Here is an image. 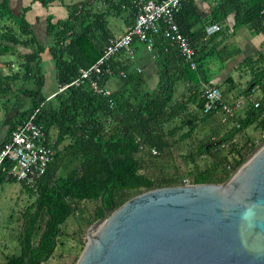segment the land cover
I'll use <instances>...</instances> for the list:
<instances>
[{
  "label": "trees",
  "instance_id": "16d2710c",
  "mask_svg": "<svg viewBox=\"0 0 264 264\" xmlns=\"http://www.w3.org/2000/svg\"><path fill=\"white\" fill-rule=\"evenodd\" d=\"M41 1L45 5L50 3V0ZM98 1L105 3L107 9L126 16L125 29L134 24L135 10L131 0ZM230 1L224 0L204 22L192 1L186 2L176 15L181 32L192 38L182 22L192 11L196 14L195 21L202 24L200 38L203 39L206 27L222 25L227 15L224 8ZM238 1L235 29L248 24L264 34V0ZM80 11L81 7L75 5L66 20L56 24L49 20V33L55 42L51 52L61 86L71 85L81 69L101 58L109 39L122 34L114 36L111 33L106 12L93 15L88 11L89 20L86 13ZM163 29L161 25L147 40L134 37L131 42L133 58L127 50H122L108 61L100 84L109 89L107 81L116 77L119 85L110 96L95 94L86 82L80 86L71 85L47 101L42 95L43 79L39 78L37 89L31 94L32 108L20 121L14 122L11 134L18 124L38 111L36 123L45 130L55 154L45 174L37 181L36 190L21 184L36 199L21 216L16 236L19 251L6 255L1 264H44L53 256L61 237L66 235L65 229L71 219L77 226L72 239L83 250L84 227L101 220L104 209L111 214L142 192L185 185L186 180L190 184L223 183L256 147L252 138L246 137L244 143L237 138L253 128L259 134L258 141H264V50L236 67L237 72L251 77L242 91L243 96L238 97L251 100L256 89H260L261 95L247 103L243 114L240 111L223 122L215 111L204 112L208 104L204 90L217 87L229 97L241 83L231 75L219 84L212 82L213 77L205 67L206 45L197 48L191 44L195 47L197 64L196 69H191L178 48L165 38ZM220 33L222 29L210 39ZM149 43H152L151 50ZM136 44L145 46L157 60L160 73L154 90L147 86L142 70L130 66L136 59ZM122 56L126 61H119L122 69H117L118 61H114ZM181 86L182 91L178 89ZM215 119L218 122H214L215 127L212 126L206 139L196 149L179 155L185 164L193 166L186 173L181 172L180 166L170 163L174 160L173 149L193 140L200 125ZM153 149L157 154H153ZM229 154L235 156L230 159ZM199 161L203 162V167ZM5 177L1 172L0 180ZM84 202H91L92 210L83 205Z\"/></svg>",
  "mask_w": 264,
  "mask_h": 264
},
{
  "label": "water",
  "instance_id": "95a60500",
  "mask_svg": "<svg viewBox=\"0 0 264 264\" xmlns=\"http://www.w3.org/2000/svg\"><path fill=\"white\" fill-rule=\"evenodd\" d=\"M76 264H264V141L223 183L160 187L104 209Z\"/></svg>",
  "mask_w": 264,
  "mask_h": 264
},
{
  "label": "crops",
  "instance_id": "0c3cea01",
  "mask_svg": "<svg viewBox=\"0 0 264 264\" xmlns=\"http://www.w3.org/2000/svg\"><path fill=\"white\" fill-rule=\"evenodd\" d=\"M92 1L50 0V3L45 5L41 0H0V149L8 141L14 122L20 121L21 116L32 108L31 94L37 89L39 78L43 79L42 95L47 101L52 100L59 92L61 85L51 52L55 42L54 37L49 33V20L53 24L66 20L71 9L73 10L75 5H79L89 20L91 14L106 12V20L114 36L125 31L126 16H121L117 11L107 9L105 3L98 0ZM189 1L195 5L203 22L209 20L213 11L224 4V0ZM239 3L238 0H232L226 5L224 10L227 11V15L220 25L222 33L213 40L210 39L211 37L205 39V33L203 39L200 38L202 24L195 21L196 14L192 11L188 12L182 20L184 27L192 36L191 39L187 36L190 43L197 48H202L204 45L208 46L205 67L213 77L212 82L215 84H219L231 75L236 67L247 58L257 57V54L264 50V34L257 32L248 24L235 29L238 17L236 5ZM82 4L86 6L85 9ZM88 11L92 13L89 14ZM135 46L136 59L134 63H130V66L134 69L140 68L145 75L147 86L150 90H154L159 81L160 73L157 60L142 44ZM39 48L42 50L40 53L38 52ZM124 60L126 61L123 56L115 59L114 62L118 61L117 69H122V64H119V61L123 62ZM236 74L242 81L240 82L241 86L248 84L244 78L250 75L235 71L234 75ZM234 75L231 76L235 78ZM107 86L111 91L118 89V79L116 77L110 78L107 81ZM178 89L182 91V86ZM242 91L240 89L235 90L229 94V97L243 96ZM238 92L240 93L237 94ZM255 94L254 91L250 97L252 101L257 99ZM243 112L242 110V114ZM14 183L18 182L0 180V196L6 195L7 201L5 202L13 203L11 185ZM24 190L26 191V189ZM11 191L12 195H10ZM20 194H23L22 191ZM32 202L33 200L30 198L27 207ZM21 221L22 217L18 219L17 228L19 231ZM14 240L17 241V239ZM5 249L6 247H0V259H3V262L5 256L10 255ZM3 262L0 261V264Z\"/></svg>",
  "mask_w": 264,
  "mask_h": 264
},
{
  "label": "built area",
  "instance_id": "2783aa9c",
  "mask_svg": "<svg viewBox=\"0 0 264 264\" xmlns=\"http://www.w3.org/2000/svg\"><path fill=\"white\" fill-rule=\"evenodd\" d=\"M186 1L189 0H163L161 2L131 0L135 10L134 24L127 27L122 34L109 39L101 58L90 67L81 69L79 76L71 85L80 86L87 82L95 94L110 96L111 90L100 84L101 77L107 72L108 61L122 50H127L133 58L132 39L138 37L140 40H147L151 33H157L160 30L161 25L164 26L165 38L171 45L178 48L190 68L196 69V51L189 38L181 32L176 21V15ZM220 29L219 24L206 27L205 39H209ZM151 47L152 43H149L148 49L151 50ZM69 86H60L59 92ZM204 95L208 101L204 112L215 111L221 115L223 122L233 118L248 103L244 97H225L222 90L217 87H206ZM37 112L35 111L28 120L19 124L13 130L10 139L0 149V173L6 174L5 180L14 179L33 190H36L37 181L45 174L55 154L47 141L45 130L36 123ZM152 152L157 154L156 149Z\"/></svg>",
  "mask_w": 264,
  "mask_h": 264
},
{
  "label": "rangeland",
  "instance_id": "374dc122",
  "mask_svg": "<svg viewBox=\"0 0 264 264\" xmlns=\"http://www.w3.org/2000/svg\"><path fill=\"white\" fill-rule=\"evenodd\" d=\"M235 71H233L231 75H234ZM234 76H235L234 78L235 81L242 82L238 77V74ZM244 79L246 82H248L250 80V76H247ZM243 85L239 88L241 91L246 87V85L244 87ZM255 92H256L255 95H257V97L261 95L260 89H256ZM239 93L240 92H238L237 94ZM250 101L251 100H247L248 104L250 103ZM214 122H218V119L213 120V122L200 125V127L198 128V130L194 135L193 140H188L175 147L173 149L174 160L170 163L180 166L181 172L183 173H186L187 170L192 169L193 166L191 164L189 165L185 164L179 155L186 154L189 151L196 149L197 145L200 144L201 141H204L208 136V134L211 133L210 130L212 126L215 127L213 125ZM258 136L259 134H257V132L253 128H249L246 130V133L243 136L238 137L237 140L242 142L247 139L246 137L252 138L256 142V147L253 149L254 151L262 143V141H258ZM253 151L251 153H253ZM251 153H248L246 155L245 161L248 159ZM229 155H230V159H232L233 156H235L233 154H229ZM199 163L202 167L204 166L202 161H199ZM11 187L13 191V199H14L13 203L5 202L7 201L6 195L0 196V247L1 248L6 247L5 250L9 252L8 254H14L18 252L19 250L18 241L14 240L16 239L17 236L16 234H18L19 232L17 228L18 219H21V214L23 213L24 209L29 205L30 198L33 200V202L36 199L34 195H31L30 193L26 192L23 188H21L22 186L20 183H14L11 185ZM12 191L10 195H12ZM20 191H22L23 194H20ZM83 205L87 206L89 210H92V208L94 207L91 202H84ZM88 229L89 227L88 228L84 227V236H83L84 243L87 237ZM76 230H77V226L75 225L74 221L72 219L69 220V225L65 229L66 235L64 237H61L60 242L53 256L44 264H76V259L78 258V256H80L82 252V249H80L79 246L77 247L76 241L72 239V237H74V232ZM0 261L3 262V259L2 260L0 259Z\"/></svg>",
  "mask_w": 264,
  "mask_h": 264
},
{
  "label": "bare ground",
  "instance_id": "6f19581e",
  "mask_svg": "<svg viewBox=\"0 0 264 264\" xmlns=\"http://www.w3.org/2000/svg\"><path fill=\"white\" fill-rule=\"evenodd\" d=\"M28 119H29V118H28ZM28 119H27V120H28ZM10 137H11V136H10ZM9 139H10V138H9ZM9 139H8V140H9ZM6 142H7V141H6ZM6 142H5V143H6ZM5 143H4V144H5Z\"/></svg>",
  "mask_w": 264,
  "mask_h": 264
}]
</instances>
